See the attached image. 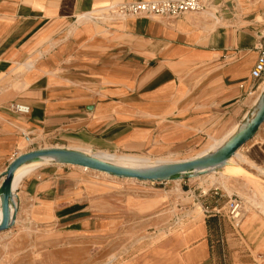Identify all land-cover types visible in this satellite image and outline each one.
I'll list each match as a JSON object with an SVG mask.
<instances>
[{
    "label": "crops",
    "instance_id": "crops-1",
    "mask_svg": "<svg viewBox=\"0 0 264 264\" xmlns=\"http://www.w3.org/2000/svg\"><path fill=\"white\" fill-rule=\"evenodd\" d=\"M130 1L144 0H0V184L16 157L47 141L114 152L187 151L232 133L255 105L264 90V81L251 77L264 42L262 13L245 1L240 13L209 7L181 16L115 13ZM14 102L31 113H15ZM66 170L45 165L24 195L17 190L16 223L24 197L61 208L69 225L93 223L89 196L79 199ZM45 183L55 185L45 192ZM48 193L54 198L43 200ZM201 204L202 215L123 264H240L248 249L231 251L227 262L222 245L230 240L223 233L228 222L237 228L241 219L224 214L217 200ZM112 210L103 208L104 222ZM253 261L264 264V251Z\"/></svg>",
    "mask_w": 264,
    "mask_h": 264
},
{
    "label": "rangeland",
    "instance_id": "rangeland-1",
    "mask_svg": "<svg viewBox=\"0 0 264 264\" xmlns=\"http://www.w3.org/2000/svg\"><path fill=\"white\" fill-rule=\"evenodd\" d=\"M202 1L213 12L225 8L231 13L236 8L240 13L245 1L247 7L262 13L259 20L264 23V0ZM227 134L204 139L187 151L114 152L64 140L47 141L40 146L80 148L98 158L113 154L142 157L149 163L171 162L193 158L211 149ZM49 164L44 163L27 174L17 185L16 192L24 195L28 179ZM66 172L71 179L66 183L77 186L79 199L85 201L86 195L89 196V207L93 211L90 213L95 216L93 223L69 225V220L61 218L64 215L61 208H40L35 203L40 199L24 197L19 221L9 230L0 232V264H123L192 216L202 215L205 208L201 202L205 201L209 208L217 200L220 208L226 206L222 210L226 214L227 202L235 196L242 202V218L237 228L228 222L227 231L223 232L224 239H227L226 233L230 234V240H225L222 245L226 261H229L231 251L246 247L248 250L242 252L240 264H253L255 253L264 251V124L254 139L238 151L230 165L197 178L142 182L75 165H67ZM53 185L55 183H45L43 190L46 192ZM60 186L64 184L61 182ZM52 194L48 193L42 199L54 198ZM109 206L114 210L108 216L109 221L104 222L102 210ZM80 217L86 218L85 214Z\"/></svg>",
    "mask_w": 264,
    "mask_h": 264
},
{
    "label": "water",
    "instance_id": "water-1",
    "mask_svg": "<svg viewBox=\"0 0 264 264\" xmlns=\"http://www.w3.org/2000/svg\"><path fill=\"white\" fill-rule=\"evenodd\" d=\"M263 124L264 90L255 105L223 143L193 158L156 163L144 167H124L75 148L48 147L21 154L9 164L3 173V180L0 184L2 210L0 232L9 230L16 224L20 199L13 190V183L17 170L24 165L32 163L75 165L119 178L136 179L142 182L188 180L210 174L230 165L231 159L244 145L254 139Z\"/></svg>",
    "mask_w": 264,
    "mask_h": 264
},
{
    "label": "built area",
    "instance_id": "built-area-1",
    "mask_svg": "<svg viewBox=\"0 0 264 264\" xmlns=\"http://www.w3.org/2000/svg\"><path fill=\"white\" fill-rule=\"evenodd\" d=\"M205 8L202 0H144L124 2L115 8L121 17L135 16H181L188 12L201 11ZM258 58L251 71V77L257 82L264 81V42L257 47ZM11 109L18 114L28 115L31 107L27 104L14 102ZM218 194V191L215 190ZM228 217L237 221L242 218V202L239 197H230L227 202ZM219 212V211H218ZM259 260L262 256L259 255Z\"/></svg>",
    "mask_w": 264,
    "mask_h": 264
},
{
    "label": "bare ground",
    "instance_id": "bare-ground-1",
    "mask_svg": "<svg viewBox=\"0 0 264 264\" xmlns=\"http://www.w3.org/2000/svg\"><path fill=\"white\" fill-rule=\"evenodd\" d=\"M230 134L231 133H229L228 135H226L225 137H223L211 149H214V148L218 147L221 143L224 142V140L226 139V137H228ZM211 149H209V150H211ZM209 150H207V151H209ZM207 151H205V152H203L201 154H204ZM201 154H199V155H201ZM100 158L103 159V160L112 162L114 164H117V165H120V166H124V167H144V166H149V165H152V164L163 163L164 162V161H162V162L149 163L147 160H144V158H142V157H136V156H122V157H118V156L113 155V154H106V155H104V156H102ZM165 162H168V161H165ZM41 165H43V163L27 164V165H24V166L20 167L17 170L16 175H15V180H14V183H13V190H14L15 194H17V192H16L17 185L24 179V177L27 174H29L32 170L40 167ZM84 168H86V167H84ZM215 172H217V171H215ZM102 173H104V172H102ZM246 207L247 208H250V206H246ZM1 218H2V210H1V200H0V219Z\"/></svg>",
    "mask_w": 264,
    "mask_h": 264
}]
</instances>
